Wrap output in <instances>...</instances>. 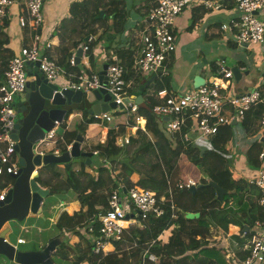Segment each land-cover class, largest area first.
I'll use <instances>...</instances> for the list:
<instances>
[{"label": "trees", "instance_id": "trees-1", "mask_svg": "<svg viewBox=\"0 0 264 264\" xmlns=\"http://www.w3.org/2000/svg\"><path fill=\"white\" fill-rule=\"evenodd\" d=\"M67 13V17L60 20L56 27L57 46L61 56L55 59V63L63 68L65 78L74 80L80 72L76 66H69V60L77 47L86 46L85 54L89 65L94 64L91 50L97 41L92 39L91 29L83 30L87 25L101 21L106 24L113 35L119 34L124 28L126 11L123 0H79L68 5ZM193 21L189 28L192 27ZM6 24L7 20L3 18L0 22V76L5 69L7 59L11 56L4 47L6 40L2 29ZM84 37L90 39L83 42ZM167 64L168 62L150 85L143 88L149 77L141 79L137 90L130 94L134 98L140 95L142 101L136 105L135 111L127 116L126 125L116 124L117 130H113L114 132L108 129L102 143L95 142L87 147L83 146L88 149L87 151H96L95 157L92 155L95 162L101 159L104 165L96 164L92 167L91 160L89 167L91 166L93 174L81 168L75 170L63 168L67 172L65 177L64 174L54 170L52 164L38 171L37 182L39 181L44 188L54 192L70 190L75 194V199L79 204L78 209L72 214L62 212L59 215L54 224L57 231L52 238L70 233V235L81 236L85 246L80 248L61 240L53 253L57 260L65 261L69 250H73V263L71 264L82 262L86 264H227L222 248L217 245L209 246V239L212 235L210 227L225 231L230 221L242 226L243 222L236 220L235 215L246 217L249 212L253 211L256 214L255 219L258 220L254 219L251 223H245L248 232H244L241 239L237 240V244L243 247L252 235L254 223L260 222L264 226V209L256 203L261 194L260 191L247 184L246 178L232 177L231 166H233L234 157L229 156V159H233L230 161V166L224 145L222 146V143L227 140L229 124L219 127L212 137L207 138L209 148L206 150L199 149L197 145L189 142L184 143L177 134L174 136L173 142L175 143L172 145V141L163 129L159 128L161 122L151 113V108L158 103L156 93L170 87ZM70 68H75V72ZM260 107L261 105L257 104L244 116L242 122L247 135L260 129L257 124L258 127L251 131L254 121L257 120L258 123ZM74 109L68 108L67 115L75 112L79 115V121L71 129L66 128L60 134H56L65 145L71 144L77 133L84 137L87 125L98 123L96 118L88 115L86 107ZM124 112L125 109L115 110L110 115L116 117ZM248 113L249 118L246 116ZM133 115L144 118V131L136 129L128 136L126 144L115 145L114 139L124 133L125 126H133ZM99 125H101L100 128L105 126L104 123ZM263 147L264 129L252 139L244 152L242 162H245L251 171L259 166L257 154ZM179 156H182L184 161L202 174L199 183H204L205 177H208L225 190L221 202L214 199V190L205 186L194 190H173L171 196L168 197L165 177L168 175L172 177L175 173ZM132 175L136 176L134 180L131 178ZM9 183H12V179L6 174L0 188ZM119 183L124 184L125 188L136 185L153 191L157 199H162L163 213L158 217L148 216L142 228H128L129 239L135 241V247L132 250L122 252L119 256L114 253L93 254L91 238L97 234L99 215L106 207L107 194ZM170 203L173 205L172 211L169 208ZM185 212H198L199 215L197 218L187 219L184 218ZM89 228L93 230L88 232ZM166 228L169 230L167 237L149 245L151 240ZM119 243L122 242H113V251L119 249ZM147 247L148 253L157 257L155 263L140 260V252ZM238 253L236 261L242 260L249 251L239 249Z\"/></svg>", "mask_w": 264, "mask_h": 264}, {"label": "built area", "instance_id": "built-area-1", "mask_svg": "<svg viewBox=\"0 0 264 264\" xmlns=\"http://www.w3.org/2000/svg\"><path fill=\"white\" fill-rule=\"evenodd\" d=\"M45 0H23V14L18 16L19 26L31 32L30 41L27 45L21 46L19 50L12 54L6 63L0 80V184L3 183L4 175L9 176L18 169L17 154L14 150V140L10 137V131L15 117L13 98L23 91L25 84V71L28 64L37 62V68L42 77L51 84L59 85L61 88H71L80 90L82 93L89 92L101 85L98 83L96 74H78L74 80L65 79L63 68L55 63V60L48 54L50 43L42 40L35 31L41 27L42 14L41 5ZM15 0H0V22L5 17L9 7ZM203 5L211 10H218L220 4L213 0H151L150 5L145 10L146 31L140 37L141 47L132 62L135 73L141 75H152L164 68V62L174 51L176 39L172 32L173 22L178 14L193 5ZM264 7V0H233L232 8L235 16L224 22H220L218 28L221 32L233 31L236 43L251 46L262 43L264 39V19H259L256 12ZM90 39L87 37L86 40ZM86 46H82L85 52ZM69 65H73V58L69 60ZM104 88L112 96V102L116 109L108 113L93 116L98 120V124L105 126L111 121V112L118 110L123 97H132L129 94V83L125 81L124 69L120 65L115 55L111 56L105 69ZM232 77L231 71L218 63L214 74L210 78L209 84H203L190 91H183L179 94L167 95L164 90H159L156 96L160 102L154 104L151 113L157 118L165 117L163 125L168 138L177 134L184 143L191 141L190 136L210 138L219 127L227 125L231 120H244L245 114L260 104L258 125L264 129V97L256 89H251L240 95H231L227 90L228 79ZM64 78V81L56 84V81ZM128 109L124 115V125L127 116L136 109V104H128L123 107ZM228 112V113H227ZM133 126H125L128 130L116 137L115 145L121 146L128 142V136L136 129L144 131L145 120L141 116H132ZM58 126V125H57ZM56 126V127H57ZM53 127L45 132L39 140L41 146L37 148L40 154L46 153V145L55 143L58 138ZM117 130L116 124L110 126ZM130 133V134H129ZM106 135V134H105ZM104 141L101 140L100 143ZM70 145V144H69ZM65 146V149L69 148ZM58 154L57 149L52 151ZM97 152L93 151L92 155ZM234 157V156H233ZM238 157V155H237ZM257 159L259 166L246 176L247 184L254 186L260 191V196L256 203L264 209V147L258 152ZM200 178V177H199ZM197 183L196 178L185 177L173 180L169 175L165 177L168 197L173 190H188ZM12 183L0 188V201L3 200L6 191ZM162 199H157L151 190L139 186L125 188L119 183L109 191L106 198V207L99 215V224L96 236L91 238V250L93 254H106L113 250V242L120 241L123 232L128 227L142 228L148 216L158 217L162 215ZM170 210L173 205L170 203ZM172 217V215H171ZM262 224L255 222L252 235L246 242L249 253L242 260H227V264H261L264 262V231ZM88 229V232L92 231ZM168 234V228L161 232L149 243V245L159 239H163ZM16 244L24 243L22 238H17ZM15 247V245H13ZM140 260L155 263L157 257L148 253V247L140 253Z\"/></svg>", "mask_w": 264, "mask_h": 264}, {"label": "crops", "instance_id": "crops-1", "mask_svg": "<svg viewBox=\"0 0 264 264\" xmlns=\"http://www.w3.org/2000/svg\"><path fill=\"white\" fill-rule=\"evenodd\" d=\"M73 1H79V0H49L48 3L47 4L45 3V5H43L42 7L41 27L39 28V30L37 29L35 33L39 34V31H40L42 40H46L50 43V48L47 50V52L54 60L61 56L59 48L57 46L58 37L56 34V27L59 25L60 20L67 17L68 5ZM123 1H124L125 8L128 10V5H127L128 0H123ZM213 1L220 4V8L218 10H211L199 4V5H193L183 10V12H181L180 14L176 16L173 22V25H172V32L176 39L175 48H174V51L171 53V55H169L168 58L164 62V67H165V64L168 62L167 65L169 69L168 75L170 76V87L168 89H161V90H164L167 95L169 94L175 95L183 91L184 92L190 91L203 84H209L208 82L210 81V78L214 74L217 64L220 62L221 63L224 62L227 65V66L225 65V67L228 69H230L232 66L237 67L240 73L239 79L245 72L248 73V70H246V67H248L249 69V66L252 65L254 68V73L250 76V81L247 82L246 80H242L239 86H233L235 89V94L233 95H240V94L245 93L248 90L254 89V87L252 86L253 85L252 81L257 80L256 83L257 82L260 83L261 90L260 89H256V90L259 91L260 94L264 97V87H263L264 67L261 65L263 61L262 56H264V39L262 43L251 45V46H246V45L242 46L241 44H239V46H242L243 49L229 48L228 47L229 43L227 42L225 45H223L221 41L224 39V36L222 35L223 32L219 30L218 25L220 22H224L228 20L229 18L234 17L236 13L232 8L233 0H213ZM139 2L140 1L138 0L136 5L134 7L131 5V7L138 14L144 15L146 8L151 3V0H142L143 7L141 9L137 7V4ZM138 9L140 11H138ZM21 14H23V0H15V2L9 7L4 17L7 20L6 26L2 29L3 34H4L3 35L4 39L6 40L4 47L8 50L9 56L16 53L21 46L27 45L30 41L31 32H28L27 29L25 28L23 29L22 27L19 26L17 18ZM128 15L129 14H127V17ZM256 16L259 19H264V7L260 9L258 12H256ZM193 18H195V21H193ZM192 21H193V25L192 27L189 28V25H191ZM102 23L103 25L101 27L95 28L93 24V25H87V27L83 30V31H86L87 29H91L92 30L91 37L93 40L97 41L95 46L91 50L93 54L94 64L89 65L88 57L86 56L85 52L82 51L78 62L76 64L73 63V65L76 66L77 70L82 74H96L97 75L98 72L101 70L102 65L106 64L108 59L111 56L115 55L120 65L124 69L125 81L129 83V89H128L129 94L131 93L133 94L134 91H136V86L134 87L133 83H135L139 79L141 80V79H145L148 77L151 78V75H141V74L135 73L132 68V62L141 47L140 37L146 31L145 22L138 23V25H132V28H134V31L133 29L131 30L129 29L130 31H127L126 28H123L122 32H120L119 34H115V35L111 33V31L108 29V27H106V24L104 22ZM125 24H126V21L124 22V26ZM229 34L231 35V33ZM219 47H225V48L219 49ZM249 48H252L253 50L252 53H249V51H247ZM74 53L75 51L73 52L71 58L74 56ZM219 54H221L219 61H215L214 60L215 55H219ZM208 63H212V65L209 67L207 66ZM72 69L70 68V70ZM162 70L158 71L159 74L155 75L154 79L160 75ZM261 72H263V74H261ZM196 75H201L204 79V82L203 84H200L197 87H193L192 79ZM61 80L63 82L64 78H61ZM152 81L148 85H150ZM228 82H229V79H228ZM227 87L229 88V83ZM155 97L157 98L158 103H159L160 99L156 95ZM16 100H17L16 97H14L12 100L13 106L16 103ZM141 101H142V98H141ZM246 116H248L249 118L250 114L248 113ZM158 120L161 122V124L159 125V128L164 129L163 125H164L165 120L163 119V117L158 118ZM78 121H79V115L77 113L73 112L69 114L67 117L64 118L63 122L58 125V127H61V130L59 131L58 134H60L66 128L71 129ZM123 123H124V115H120V116L112 117L111 121L107 124L105 128L104 127L100 128L101 125L97 123L87 125L85 133H84V137H82L84 139L82 140V143L80 145L81 149L88 150V149H85V147L83 148V146L87 147L90 144H93L95 142H100L101 140L105 138L104 135L107 132V128H109L110 126H114L115 124H123ZM257 124H258L257 120H255L254 124L252 125L251 131L256 127ZM260 131L261 129H258L255 133L253 132L254 134L250 132L249 134L250 138L247 140H244L245 142L244 145H242L240 142L239 147L235 149H229L228 146L231 143V136H232V131L229 127L227 140L225 143H222V146L226 145L224 147V150L226 149L227 153L231 150V154H238L237 158L236 157L233 158L235 160V161L233 160V168H234V172L232 173L233 178L239 177V178L244 179L246 178L248 173L251 172L250 168H248L245 165V162H242V161L244 160V152L248 144L252 141V139H254L256 136L259 135ZM124 132L127 133L128 130L125 128ZM197 138H198L197 136L191 135L190 144L197 145L194 143L196 142ZM170 140L174 141L175 139L174 137H172L170 138ZM208 144H209V141H208ZM65 146L66 145L62 141V139L58 138V140L54 144L49 143L48 145L45 146V148L47 149L46 152L52 153V151H54L55 149H57L58 152L65 150ZM206 149H203V150H206ZM229 156L233 157L232 155H229ZM91 160H94L93 156L91 157ZM52 165H54V170L59 169V168H64L63 165H58V164H52ZM80 168L88 173L93 174V171L91 170V166L89 167V165L84 164V165H81ZM73 169L74 170L78 169V167H74ZM134 177L136 178L135 175ZM172 179L176 180V178L174 177V173L172 174ZM53 181L55 182V179ZM38 182L36 179V183L38 184V186L41 188H44V186H42L41 183L40 182L38 183ZM55 193L57 194V192ZM62 195L66 197V200L61 197L56 196L55 197V202H56L55 208L52 210L51 214L50 213L46 214L44 212V213H41L42 215L40 216H29L28 218H33L34 220H36L37 218L42 219V220L43 218L50 219L51 215H53L54 212L56 213V210L60 207L63 208L62 212H66L68 215L75 212L79 207V204L77 200L75 199V194L73 192L70 193V190H67ZM58 217H55L54 215L53 223H55ZM255 217H256V214L253 213V211L249 212L246 217L240 216L238 214L235 215L236 220H239L241 223L243 222V225L245 223H249V220H254ZM255 220H258V219H255ZM243 225L241 226L240 224L236 222L230 221L225 231L220 230L219 228H216L213 226L210 227L211 234L213 233V231L218 229L217 230L218 232H222V233L227 232V235L225 238L222 236V237H219L217 240H215V238L211 239L210 240L211 243L209 246L217 245L220 248H222L224 259L236 260L238 258L237 256L239 255L238 253L239 249L244 250L243 247L237 244L238 238L241 239L242 234H243L242 232ZM128 228L124 230L123 232V237L120 240L122 243H119V249L117 251L112 250L113 252L109 250V253H114L115 255L119 256L120 254H122V252H127L129 250H132L135 247L134 239L130 240L129 235L127 234ZM231 235L234 236V238L230 237ZM52 236L53 234L51 235V237L48 238V240L52 238ZM17 237L22 238L20 236H17ZM236 237L237 239H235ZM22 239L25 242L24 238ZM57 239L59 241L65 240L67 241L69 245L79 246L80 248H84L85 246V242L81 236L70 235V233H64L63 236H59L57 237ZM238 247H241V248H238ZM52 256L53 255H50L51 261L53 260V261L59 262L60 264H65L64 262L58 261L55 257H53L52 259ZM71 263H73V260L69 264ZM80 264H86V263L82 262Z\"/></svg>", "mask_w": 264, "mask_h": 264}, {"label": "water", "instance_id": "water-1", "mask_svg": "<svg viewBox=\"0 0 264 264\" xmlns=\"http://www.w3.org/2000/svg\"><path fill=\"white\" fill-rule=\"evenodd\" d=\"M87 37L83 38L86 41ZM245 46V44H241ZM82 46L76 48L73 63L76 64L81 56ZM261 65L264 67V56ZM38 63L28 64L25 71V84L22 92L17 94L14 104L15 117L13 119L10 137L14 140V150L17 154L18 169L11 174V187L6 191L3 200L0 201V256L13 261L16 264H50V255L57 249L59 240L51 238L43 246L37 247L32 243L28 249L14 248L9 241V220H23L29 216H40L41 213H50L55 208V192L47 188H41L36 183L38 171L48 165L60 163L67 170L71 163H83L89 165L92 152L81 149L82 136L77 133L68 149L60 151L58 154L37 152L41 146L39 140L43 134L53 127L61 124L67 117L68 108H84L90 116H97L108 113L116 109L112 96L103 87L105 83L106 64L102 65L98 72V83L100 87L82 93L80 90L71 88H61L59 85L48 83L37 68ZM235 81L240 77L236 66L230 69ZM151 78L143 85L145 88L155 77ZM201 75H196L192 79L193 87L203 84ZM141 96L123 97L118 110L128 104H138ZM166 120L165 117H163ZM231 120L229 124H234ZM263 140V139H262ZM204 183H197L189 190L200 187H210L214 190V199L222 201L225 190L214 181L205 177ZM63 208H58L55 217H58ZM198 212H185L184 218L194 219L198 217ZM43 218V217H42ZM45 219V218H43ZM242 232H248L247 225H243Z\"/></svg>", "mask_w": 264, "mask_h": 264}, {"label": "rangeland", "instance_id": "rangeland-1", "mask_svg": "<svg viewBox=\"0 0 264 264\" xmlns=\"http://www.w3.org/2000/svg\"><path fill=\"white\" fill-rule=\"evenodd\" d=\"M48 1L49 0H45L42 3L41 12H42L43 5H45V3L47 4ZM137 1L138 0H128V2H127L128 10L130 11V13H129V11L125 8L127 20L125 18L126 24H125L124 28H126L127 31H130L131 29H133V31H134V28H132V25H138V23H141V22L144 23V20H145V14L144 15L138 14L131 7V5L134 7L136 5ZM139 1L140 2L137 4V7L139 9H141L143 7V2H142V0H139ZM139 9H138V11H140ZM127 14H129L128 17H127ZM102 25H103V23L101 21H99V22H95L94 27L98 28V27H101ZM229 33H231V35ZM222 35L224 36V39L221 41L223 45H225L227 42V43H229L228 44L229 48H238V49L241 48V49H243V47L239 46V44L236 43V41L234 40L233 31L223 32ZM221 38H222V36H221ZM224 48L225 47H219V49H224ZM247 51H249V53L253 52L252 48H249ZM246 54H247V52H246ZM220 56H221V54L215 55L214 60L219 61ZM211 65H212V63L207 64V66H209V67ZM222 65H224V67H225L226 64L224 62H222ZM246 70H248V73L245 72L237 82H235L233 77H231L229 79V82H228L229 88H227L226 92H228L229 94L231 93V95H233V94H235V89L233 86H239V84L242 82V80H246L247 82L250 81V76L254 73V68L251 65V66H249V69H248V67H246ZM261 74H263V72H261ZM140 81L141 80L139 79L135 82L136 84L133 83L134 87L136 86V90H137V87H138ZM256 81L257 80L252 81V84H253L252 86L254 87V89H260L261 85L259 82L256 83ZM61 82H62V80L60 79V80L56 81V84H59ZM126 110H128V109H125V112H126ZM243 126H244L243 122L240 121L239 119H237V121L234 124H232V125L229 124V127L232 131L231 143L228 146L229 149H235V148L239 147L240 142L242 145H244L245 144L244 140H247L250 138V136L245 133ZM257 127L258 126L256 125V128ZM60 130H61V127L57 126L55 128V135L58 134ZM110 130L113 131L112 128H110ZM98 137H99V135H98ZM114 141H116V139H114ZM194 143L197 144V146L200 149H206L209 146L208 139L203 138V137H198L196 142H194ZM171 144L174 145L173 141L171 142ZM229 155H232V156L237 158L238 154H231V150L227 153V150H226V156L228 159H229ZM231 160H233V159H229V161H228L230 166H231V162H230ZM95 161L96 160H92V162H91L92 165H96V164L104 165V161L101 159L97 160V163ZM57 164L62 165L60 163H57ZM232 165H233V163H232ZM74 167L80 168L81 164L80 163H71L70 169L73 170ZM231 167H232L231 171L233 173L234 168H233V166H231ZM56 171L61 173L62 175L64 174V177H65V174L67 173L65 170H63V168L56 169ZM199 176H202V174L199 172V170L195 169L193 166H190V164L188 162L184 161V158L182 156H179L178 163H177V166L175 168L174 177L176 179L177 178L182 179L185 177H193V178H196L197 181L199 182ZM131 178L134 180L135 179L134 175H132ZM70 193H72V192L70 191ZM62 194H64L63 191H58L57 194L55 193V197L56 196L61 197V198L66 200V197H64ZM51 212H50V214H51ZM53 217H54V213H53V215H51L50 219H43L42 220V219L37 218L36 220H34L33 218L26 217L23 220H9L8 221L9 232L7 234V237L9 239V241L12 243L15 242V239L17 236L24 238V240H25L24 244L16 245V247L18 249H22V250L28 249L32 243H34L37 247L43 246L48 241V238L51 237L52 234L54 235L57 231V229L54 225L55 223H53ZM251 221L252 220H249L250 223H251ZM217 230L213 231L209 240H211L213 238H215V240H217L219 237H222V236L224 238L226 237L227 232L222 233V232H218ZM261 230L264 231V226L261 227ZM61 236H63V235H61ZM230 237H232V235ZM210 243H211V241H210ZM246 244L244 245L245 248L247 246ZM244 246H243V248H244ZM53 257H54V255L52 256V259H53ZM67 257L68 258L65 261H61V262H64L65 264H69L70 262H72L73 250H69ZM227 260L231 261L232 259H227ZM0 264H16V263L13 261L7 260V259L3 258L2 256H0ZM50 264H60V263L52 260V261H50ZM261 264H264V262Z\"/></svg>", "mask_w": 264, "mask_h": 264}, {"label": "clouds", "instance_id": "clouds-1", "mask_svg": "<svg viewBox=\"0 0 264 264\" xmlns=\"http://www.w3.org/2000/svg\"><path fill=\"white\" fill-rule=\"evenodd\" d=\"M133 98H134V97H133ZM97 124H98V123H97ZM17 238H18V237H16V239H17ZM16 239H15V240H16ZM24 243H25V242H24ZM24 243H22V244H24ZM12 245H15V247H14V246H13V247L16 248V245H18V244H16V241H15L14 243H12ZM91 252H92V250H91ZM108 253H109V252H108ZM99 254H101V253H99ZM96 255H97V254H96ZM101 255H105V254H101Z\"/></svg>", "mask_w": 264, "mask_h": 264}, {"label": "bare ground", "instance_id": "bare-ground-1", "mask_svg": "<svg viewBox=\"0 0 264 264\" xmlns=\"http://www.w3.org/2000/svg\"><path fill=\"white\" fill-rule=\"evenodd\" d=\"M259 223H260V222H259ZM261 224H262V223H261ZM262 227H263V224H262ZM168 233H169V230H168ZM167 235H168V234H167ZM166 237H167V236H166ZM166 237H165V238H166ZM165 238H163V239H159V240H164ZM159 240H158V241H159ZM141 252H142V251H141ZM141 252H140V253H141Z\"/></svg>", "mask_w": 264, "mask_h": 264}, {"label": "flooded vegetation", "instance_id": "flooded-vegetation-1", "mask_svg": "<svg viewBox=\"0 0 264 264\" xmlns=\"http://www.w3.org/2000/svg\"><path fill=\"white\" fill-rule=\"evenodd\" d=\"M54 215H55V212H54Z\"/></svg>", "mask_w": 264, "mask_h": 264}]
</instances>
